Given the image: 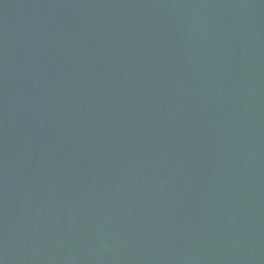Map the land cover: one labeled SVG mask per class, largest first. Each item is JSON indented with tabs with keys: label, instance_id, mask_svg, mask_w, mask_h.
Segmentation results:
<instances>
[{
	"label": "water",
	"instance_id": "95a60500",
	"mask_svg": "<svg viewBox=\"0 0 264 264\" xmlns=\"http://www.w3.org/2000/svg\"><path fill=\"white\" fill-rule=\"evenodd\" d=\"M0 264H264V0H0Z\"/></svg>",
	"mask_w": 264,
	"mask_h": 264
}]
</instances>
